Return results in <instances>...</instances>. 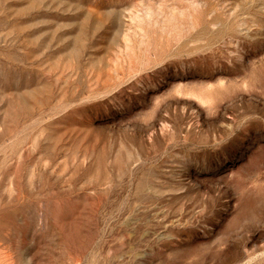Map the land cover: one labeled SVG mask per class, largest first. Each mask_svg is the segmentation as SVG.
Masks as SVG:
<instances>
[{"label":"rangeland","instance_id":"rangeland-1","mask_svg":"<svg viewBox=\"0 0 264 264\" xmlns=\"http://www.w3.org/2000/svg\"><path fill=\"white\" fill-rule=\"evenodd\" d=\"M0 264H264V0H0Z\"/></svg>","mask_w":264,"mask_h":264}]
</instances>
